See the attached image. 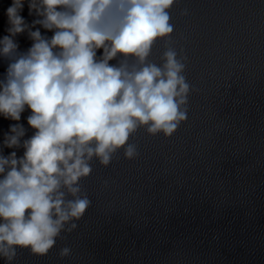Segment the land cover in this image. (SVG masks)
Returning <instances> with one entry per match:
<instances>
[{"label": "water", "instance_id": "1", "mask_svg": "<svg viewBox=\"0 0 264 264\" xmlns=\"http://www.w3.org/2000/svg\"><path fill=\"white\" fill-rule=\"evenodd\" d=\"M11 3L0 0V38ZM21 15L35 19L27 5ZM170 23L147 59L161 64L168 48L183 58L186 121L169 137L139 127L131 158L124 149L107 166L94 157L79 182L84 216L46 255L17 249L12 264H264V0H174ZM15 40L20 53L32 43L27 33ZM7 65L0 58V79ZM30 114L18 122L21 145L34 134ZM15 123L0 117L2 156L23 157L3 143Z\"/></svg>", "mask_w": 264, "mask_h": 264}, {"label": "clouds", "instance_id": "2", "mask_svg": "<svg viewBox=\"0 0 264 264\" xmlns=\"http://www.w3.org/2000/svg\"><path fill=\"white\" fill-rule=\"evenodd\" d=\"M173 4L12 0L6 9L0 58L8 65L0 79V117L17 123L3 143L24 149L20 158L15 151L0 155V260L6 264L17 249L46 255L64 226L84 216L90 201L79 195V182L91 173L94 157L107 166L124 149L131 158L129 137L139 127L169 137L186 121L190 86L183 58L168 48L161 64L147 59L153 44L173 33ZM25 5L35 17L30 24L21 15ZM25 33L32 43L20 53L15 38ZM26 109L34 134L21 145L26 132L18 122ZM68 253L64 248L61 256Z\"/></svg>", "mask_w": 264, "mask_h": 264}]
</instances>
